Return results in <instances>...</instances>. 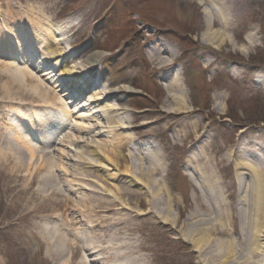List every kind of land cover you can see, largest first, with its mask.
I'll list each match as a JSON object with an SVG mask.
<instances>
[{"label": "rangeland", "instance_id": "374dc122", "mask_svg": "<svg viewBox=\"0 0 264 264\" xmlns=\"http://www.w3.org/2000/svg\"><path fill=\"white\" fill-rule=\"evenodd\" d=\"M32 19L44 22V35L57 29L63 40L52 50L77 54L71 66L93 65L100 87L133 89L112 99L125 109L118 113L126 122L121 142L106 124L109 133L82 131L99 121L82 119V109L72 113L82 104L63 102L51 85L57 75L35 68L43 44L39 51L22 32ZM213 32L220 33L214 44L204 37ZM7 40L36 56L25 59L29 64L14 59L3 48ZM171 48L176 56L168 65L151 60L152 49L170 60ZM173 71L182 103L162 80ZM49 105L69 110L73 125L53 149L26 125L30 113ZM111 143L119 145L118 167L130 177L76 164L92 158V146L114 158ZM260 156L264 0H0V264H89L93 250L117 264H218L215 242L236 244L247 234L236 210L247 214L253 178L237 164ZM168 216L177 219L176 230L163 223ZM219 222L226 231L209 234L210 249L200 254L186 230L197 239L192 224L206 229Z\"/></svg>", "mask_w": 264, "mask_h": 264}, {"label": "bare ground", "instance_id": "6f19581e", "mask_svg": "<svg viewBox=\"0 0 264 264\" xmlns=\"http://www.w3.org/2000/svg\"><path fill=\"white\" fill-rule=\"evenodd\" d=\"M209 16H213L214 12L211 11L208 13ZM32 23L28 24V27L23 29L22 32H24V36L25 37H29V34L32 35V37L30 36V41L32 42V45H35L36 47L38 46L37 49H39L41 47V43L43 44V48H44V53L42 55V58L40 57V61L38 62L39 64L34 65L32 63V65L35 66L36 69H40L42 71H46L47 73H45V75H50L53 73H56L57 75V80H55V82L52 81L51 85H52V89H58V90H62V92L65 90L66 92H69L70 95H72L73 93H75L76 96H82L81 99L78 98L77 99V103L73 102V104L77 105V104H82L79 105L80 106V110H77V107H75V111H81V109L86 112L87 114L84 115L85 113H83L84 116H82V119H87L90 118L92 120H90L91 122H96L99 121V123L97 122L96 126H92L88 125V129H82V131L86 132L88 131L89 134L96 132L95 130L102 128L101 132L99 134H103L102 132H108V130H105V127L103 126V124H106L108 126H110V129H112L111 131L113 133H118V136L116 137V139L118 138V142H121L123 138V134H121V130L125 131V126L123 121L119 118V114L118 113H122L125 109L121 108V106L118 103L113 102L112 99H115L117 97H119L120 95H122L125 92H129V91H133L132 88L127 87V86H118L117 88L114 89H109L108 87L106 88H100V87H96V91L95 93L91 92L92 89L96 86V80L93 79L91 75L92 70H93V65L92 66H88L86 64H84V62H80V63H76L74 65H70L71 63V59L72 57L77 56V54L72 53L71 51L66 52L64 50L62 51H56L54 49V51L52 50L53 46H57L61 43V39L59 38V34L57 33V29H52L51 27L48 28L47 30V34L44 35L43 34V26L45 25L44 22L42 21H38L35 22L33 19L31 20ZM27 23V22H26ZM220 33L219 32H213L211 33H205L204 37H206V40L209 43H213L215 39H217ZM51 38V39H50ZM6 39H8V36H6ZM60 39V40H59ZM23 41L24 44H26V47L29 45L26 42H24V40L26 39H21ZM21 40H18L19 42ZM29 41V40H27ZM14 41L13 40H7L5 45H4V49L6 52L10 53L11 56H13L14 59H19L22 63L24 64H29L30 62H24L25 59L29 60L30 56H36V55H32L31 52L28 50V48H23V43L21 44H16V46H13ZM156 46V45H154ZM10 47H13V49ZM70 47V46H69ZM72 47V46H71ZM36 49V51H37ZM47 49H49V51H47ZM51 49V50H50ZM28 50V54H25L26 51ZM168 53H169V58L170 60L167 59H161L160 58V53L158 51H155V49L151 51V55L150 58L152 61H159L160 65H168L169 63H171L175 56H176V51L174 49H167ZM43 52L40 51V53ZM99 58V55H96L95 58L96 59ZM39 59V58H37ZM31 60V59H30ZM32 61V60H31ZM95 61V60H94ZM48 64H50L51 66L48 68ZM10 68V67H9ZM58 68V69H57ZM11 69V68H10ZM50 72H49V71ZM10 72H14L16 74H18V72H21L19 69L15 68V70L11 69ZM165 76H163V81L167 83V88H169L170 90L173 88L179 93L176 94L175 97H173L172 99H175V101H177L178 103H182L183 100L179 99L181 97V90L179 88V76L177 75V73H175V71H173L171 74L167 72V74H164ZM258 83L261 84V82L258 81ZM171 90V91H172ZM57 97V96H56ZM68 96H66L67 99ZM64 98V97H63ZM68 101H70V99H67ZM80 100V101H78ZM82 100V101H81ZM59 104H61V101L58 99ZM47 101H45V103H47ZM71 103V102H70ZM48 105V103H47ZM78 106V107H79ZM45 110H41L39 114L37 115H32L30 113V117L32 120H30L29 118V123L26 125L28 127V130H30V128H32V132L34 130L35 125H40V123L42 122L43 125L39 126L40 129V133H41V138L43 139L42 141H45V139L47 138L46 136L50 135L53 136L55 134V132L57 131L56 127H51V126H60V123H58L57 125L52 121V116L51 114H57L59 115L60 112L62 114L65 113L64 108H55L53 107V105H49L47 107H44ZM51 108V109H49ZM121 114V115H122ZM18 116H20L21 114H16ZM16 116V117H18ZM68 115L65 114L64 117H67ZM21 118V117H18ZM69 118V116H68ZM28 118H25V120H27ZM106 120L107 122H102V120ZM89 120V119H88ZM125 122V121H124ZM16 123L19 124L18 121H16ZM126 123V122H125ZM99 124V125H98ZM62 129L60 134L68 129L65 128L63 130V127L65 126V119H64V123L61 125ZM90 126V127H89ZM86 127V126H85ZM82 131H79L80 133H82ZM99 132V131H98ZM44 133V134H42ZM97 133V132H96ZM109 133V132H108ZM68 135L67 133L63 136L64 140L65 138H67ZM115 139V140H116ZM53 141V140H52ZM71 141V140H70ZM62 142V140H61ZM76 141H72L71 145L74 146V143ZM80 143L82 141H79ZM92 143V142H90ZM87 143L89 147H91V144ZM112 145V143H111ZM107 146V145H106ZM43 147H47V146H43ZM112 149L110 152H115L116 155L114 154V158L107 156L105 154H103V151L100 147H94L92 146L91 148V159H87L84 162L80 163V161H78V163H76L77 165H94L96 167H98L102 172H108V171H115L117 172V174H119L118 176H122L125 177V175L127 177H130L128 175V173H130L129 170H126L124 172H121L118 165H120L119 161H118V154H117V150L119 148V145H112L111 146ZM259 147V146H258ZM70 150L72 149L71 147L69 148ZM31 150V149H30ZM50 152V151H49ZM42 154H44V156H49L47 153L42 152ZM82 156V154H80ZM144 157H141V159ZM264 157L260 156V158H255V161H252L251 163H246V161H242L239 162L237 165L238 166H244L243 168H245L250 175L252 176V187H251V200L249 202L248 205V212L246 214V212H241L239 210V207H237L236 210V217H238V219L240 220L241 226L242 224L246 221L245 224V229L247 231V234L243 236V238L234 244L232 241H224V240H218L215 242L216 246L220 247V249L218 250V255L220 258V262L218 264H225L228 260H230V258L233 259L232 263L233 264H264V167L261 165L262 162H264ZM144 160V159H142ZM125 175H124V174ZM211 174V173H210ZM209 174V176H211ZM113 178V177H112ZM111 179V178H110ZM71 183V182H69ZM138 184V182H136ZM73 186H79L77 184H72ZM83 191H88L87 187H80ZM80 189V190H81ZM81 190V191H82ZM101 193H103L102 195H104L105 197H112V199H117L116 196H114L113 191L108 190L104 187L100 188ZM72 194V191L69 192V195ZM120 200V198H118ZM66 202H69L70 200L68 198H65ZM248 203V202H247ZM122 208L121 209H126V206L121 204ZM69 208V207H68ZM67 208V209H68ZM69 210V209H68ZM66 211V210H65ZM64 211V212H65ZM164 213V211H163ZM165 222H163L165 225H173V229L176 230V228H174V226H176V224L178 223L176 218H170L169 216L164 218ZM219 225L217 226V228H200V226L196 225L195 223L192 224V227H194V229H196V234L197 235H201L200 238L194 239L193 238V234H195V232H190L192 229L190 230H186L185 232V236L187 237V239H189L190 241H192L194 243V245L196 246V251L199 252L200 254H204V252H206L207 250L210 249V244H209V239L210 236L209 234H211L212 232L217 231L218 233H222L224 231H226V226L225 224H223L222 222L218 223ZM191 227V226H190ZM244 231V228H243ZM198 232V233H197ZM179 234L183 237H185L182 233V229L179 232ZM185 237V238H186ZM186 239H184L185 241ZM96 248V247H95ZM114 249H111L112 252ZM89 251L86 249V252ZM93 254H89L88 258H91L92 256L95 255L96 259H92L89 261V264H117V260L115 259L114 261H112L113 263L108 262V259H104L101 256V253L98 250H93L92 252ZM208 253V252H207ZM120 256V255H119ZM229 257V258H227ZM209 259V258H208ZM223 259L225 261H223ZM131 264H135L134 260H131ZM210 264H215L214 262H212L210 260Z\"/></svg>", "mask_w": 264, "mask_h": 264}]
</instances>
